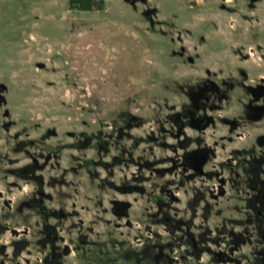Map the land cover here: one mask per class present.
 <instances>
[{"label": "rangeland", "instance_id": "obj_1", "mask_svg": "<svg viewBox=\"0 0 264 264\" xmlns=\"http://www.w3.org/2000/svg\"><path fill=\"white\" fill-rule=\"evenodd\" d=\"M104 1V10L87 12L69 0H0V83L10 112L9 119L0 114V263L42 258L46 224L56 229L50 240L58 235L69 245L78 230L88 234L95 263L120 252L128 261L131 251L156 244L171 264H264L249 185L236 191L222 183L230 149L248 145L253 134L228 143L221 125L204 134L187 130L217 144L207 175L192 176L180 167L183 151L166 123L186 102L183 88L204 75L180 63L170 71L171 48L199 53L201 67H218L213 58L220 57L222 68L239 62L240 49L249 57L242 66L264 69L263 5ZM149 8L157 9L154 26L143 14ZM229 95L220 114L233 117L246 98L237 88Z\"/></svg>", "mask_w": 264, "mask_h": 264}, {"label": "flooded vegetation", "instance_id": "obj_2", "mask_svg": "<svg viewBox=\"0 0 264 264\" xmlns=\"http://www.w3.org/2000/svg\"><path fill=\"white\" fill-rule=\"evenodd\" d=\"M126 3L135 7L137 4L145 5L147 0H131V2ZM256 4H262L264 7V0H249L248 7L251 9L250 11L255 8ZM221 7L223 6L221 5ZM151 9L155 8L145 9L143 14L149 24L154 26L153 18L157 15V12L151 15L149 13ZM253 32L256 34L259 33V30ZM199 38L202 43H205L204 36H200ZM177 39L178 42L182 40L180 35H178ZM171 43H174L173 38L171 39ZM261 46L259 45V47ZM249 49L252 50L253 48L249 47ZM189 52V48L183 45H180L176 49L172 47L170 51V58L173 59L170 64V71L180 70L178 67L179 63L181 66L188 67L184 69L186 71H204V75L199 76L194 84H188L186 88L182 87L186 102L180 109L168 115L166 119V123L170 127L168 131L169 135L176 140V148L179 147L183 151L180 167L183 171L192 170V176L207 175L204 172V167L209 163L210 159L216 156L217 152V144L215 147H211V145H207L204 138L189 136L187 130L204 134L210 127L221 125L226 129L227 134H230L226 138L228 143H234L235 139L246 138L252 133L253 135H250L251 140L248 145L230 149L229 161L221 164V167L225 168L226 166L228 168L229 178L226 181L222 180V183L224 186L227 183H232L236 191H238L242 184L249 185L250 190L247 194L246 203L252 214H254L257 233L262 236L264 242V126H258V124L264 122V75L252 78L250 74L245 72L264 71V69L242 66L241 64L246 63L249 57L243 55L240 49L236 52L240 54L239 62H235L233 67L226 68L220 67L222 60L220 57L213 58L214 65H218V67H201L197 64L202 59L200 54L195 53L191 55ZM196 65L197 67H194ZM215 71L232 72L226 77H221ZM236 88L241 91L242 97L246 98L241 103V109L233 117L221 115L220 113L223 111L221 103L228 101L230 98L229 92ZM7 91V85L0 83V114L9 119L8 99L5 95ZM213 113L216 114L214 115ZM10 127L9 121H3L1 124L2 130L8 131ZM55 134L54 131L47 130V135L54 136ZM171 147H175V145H171ZM222 147L223 149L226 148L225 145ZM50 159L51 155L46 158L47 161H50ZM27 168L32 170L33 166L29 165ZM114 208H119L117 203H114ZM117 212L116 210L115 213ZM42 214L44 215L43 217H46L44 211H41ZM248 218L253 220L251 216H248ZM44 225L43 233L46 236L40 241L43 245L44 254L34 264H67L65 259L69 257H73L71 259V261H74L72 264H111L115 261L118 262L119 259H121L122 264L172 263L170 255L165 254L161 248L158 250L156 244L145 245L140 250L131 251V256H129L131 258L128 261L124 252L113 254L112 257L106 254V258L100 261L97 257L99 258V255L101 259L104 257L103 252L100 251L97 253L99 255L96 256L98 262L95 263L93 260L95 258L94 252L90 248L94 243L88 238V234L78 230L76 238L73 239L75 243L69 245L64 243L63 237L58 235H55L50 240V235H53L56 229H50L46 224ZM87 231L92 233L93 230L87 229ZM48 246H50V251L48 254H45V249ZM20 248L21 244L15 245L12 253L13 256L17 257ZM259 254L264 258V245ZM0 264L14 263L13 260H10L9 263L6 260H2Z\"/></svg>", "mask_w": 264, "mask_h": 264}, {"label": "trees", "instance_id": "obj_3", "mask_svg": "<svg viewBox=\"0 0 264 264\" xmlns=\"http://www.w3.org/2000/svg\"><path fill=\"white\" fill-rule=\"evenodd\" d=\"M69 3L71 8L83 11H100L105 9L104 0H69Z\"/></svg>", "mask_w": 264, "mask_h": 264}, {"label": "water", "instance_id": "obj_4", "mask_svg": "<svg viewBox=\"0 0 264 264\" xmlns=\"http://www.w3.org/2000/svg\"><path fill=\"white\" fill-rule=\"evenodd\" d=\"M125 2H131V0H124ZM157 12V10L156 9H151L150 11H149V13L152 15V14H155Z\"/></svg>", "mask_w": 264, "mask_h": 264}]
</instances>
